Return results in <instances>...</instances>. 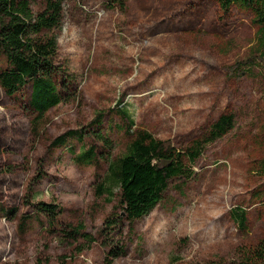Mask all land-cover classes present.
<instances>
[{
	"label": "rangeland",
	"instance_id": "rangeland-1",
	"mask_svg": "<svg viewBox=\"0 0 264 264\" xmlns=\"http://www.w3.org/2000/svg\"><path fill=\"white\" fill-rule=\"evenodd\" d=\"M255 17L240 6L225 14L218 0H127L124 8L112 0H65L54 33L70 77L39 136L31 86L11 96L0 86V204L18 209L13 218L0 213V264H264V24ZM250 59L248 74L229 75ZM120 99L133 130L181 148L221 114L236 115L235 127L194 164V177L172 180L156 207L135 220L126 217L119 190L112 198L95 191L131 140L109 111ZM98 110L107 112L101 125L86 130L101 128L111 148L91 134L50 148ZM91 143L97 163H76ZM40 201L62 213L51 220L31 205ZM236 205L247 209L245 231L231 218ZM24 214L30 221L22 233ZM113 219L119 225L107 223ZM81 223L94 242L71 235ZM113 247L121 255L107 259Z\"/></svg>",
	"mask_w": 264,
	"mask_h": 264
},
{
	"label": "trees",
	"instance_id": "trees-1",
	"mask_svg": "<svg viewBox=\"0 0 264 264\" xmlns=\"http://www.w3.org/2000/svg\"><path fill=\"white\" fill-rule=\"evenodd\" d=\"M65 0H0V86L8 95H14L26 85L31 86L29 107L36 114L32 120V131L41 134L43 121L51 108L63 101L62 90L67 88L68 69L58 60L59 42L54 30L61 25ZM124 8L127 0H112ZM221 10L227 14L233 6L252 8L255 21L264 24V0H218ZM262 58L264 57L261 56ZM253 65L252 59L238 61L229 68V75L242 77ZM248 66V68H244ZM109 111L118 114L122 124L117 127L131 135L125 152L113 159L104 178L95 187L96 195L112 198L119 190L120 203L129 220H135L150 213L162 199L163 193L175 178L194 177V164L204 153L206 147L225 136L236 124V115L223 113L200 138L185 148L178 147L171 140L157 138L147 129L133 130L135 119L128 106L120 99ZM106 111L98 110L85 127L67 129L53 138L50 148L66 145L71 139L83 141L91 134L106 148H111L112 140L99 127ZM98 147L95 143L84 146L74 159L80 165H92L98 160ZM30 199V195H29ZM30 203V202H29ZM38 212L56 219L62 208L55 203L40 201L31 204ZM0 213L7 218L17 215L16 207L0 204ZM243 206L236 205L230 215L241 231L247 230L248 214ZM29 216L24 214L21 232H25ZM117 219L108 220V224L119 225ZM110 227L112 225H109ZM84 224L72 229L71 235L81 234L86 241H95L91 235L81 231ZM261 257H264V242L260 245ZM121 254L115 248L108 251L110 256ZM110 264V261L108 262Z\"/></svg>",
	"mask_w": 264,
	"mask_h": 264
}]
</instances>
